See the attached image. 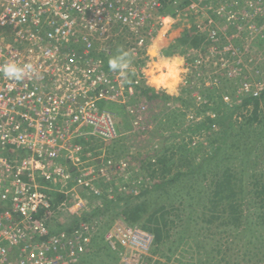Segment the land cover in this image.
Masks as SVG:
<instances>
[{"label":"rangeland","instance_id":"obj_1","mask_svg":"<svg viewBox=\"0 0 264 264\" xmlns=\"http://www.w3.org/2000/svg\"><path fill=\"white\" fill-rule=\"evenodd\" d=\"M243 1L211 0L214 9L222 7L211 16L217 27L215 44L206 35L199 36L200 42L193 46L179 43L182 29H193L198 36L192 23H203L205 15L194 20L185 15L160 39L164 29L154 23L148 27V20L144 21L136 37L137 55L146 49L147 60L152 50L182 56L188 69L185 82L173 95L177 100L148 99L150 92L138 97L145 110L137 129H131L128 118L118 114L117 138L93 146L91 163L103 175L98 174L101 178L91 185L96 194L77 187L74 197L54 198L56 204L63 203V211L48 220L50 238L69 233L72 227L68 231L64 227L88 216L77 264H264V195L257 194L258 185L264 182V101L257 110L263 123L249 129L252 138L240 124L241 117L254 109L250 102L235 111L233 126L217 152L222 122L196 127L208 117L220 119L216 112L222 109L221 102L230 107L241 104L249 97L244 83L264 78V39L258 42L252 37L258 27L264 31V11L258 10L249 20L229 21L223 16L227 10L239 16ZM248 4L255 7L253 2ZM210 44H226L233 53L217 49L216 55H210L208 50L214 47ZM256 61L260 66L257 75ZM145 63L133 64V68L138 73ZM137 75H130L126 85ZM213 150L212 160L202 162ZM227 160L235 162L232 175L235 172L244 183L239 190L240 183L233 182L238 195L231 201L223 194H213L217 173ZM174 175L176 181L171 180ZM156 182L163 185L154 188ZM230 203L235 206L232 210ZM94 210H99L97 215L92 214ZM152 213L157 218L158 241L148 230L154 223L143 224ZM122 239L125 243L119 246Z\"/></svg>","mask_w":264,"mask_h":264},{"label":"built area","instance_id":"obj_2","mask_svg":"<svg viewBox=\"0 0 264 264\" xmlns=\"http://www.w3.org/2000/svg\"><path fill=\"white\" fill-rule=\"evenodd\" d=\"M247 2L239 16L232 10L223 16L249 20L264 11V1L250 0L254 8ZM169 8L173 14H167ZM220 10L211 0H0V64L11 60L35 68L19 82L0 76V264L79 262L88 225L79 223L50 238L48 220L63 211L54 198L74 197L77 187L97 193L91 185L102 171L91 163L93 146L117 138L115 108L131 129L141 127L144 118V106L138 104L143 80L138 74L126 85L110 71L108 60L124 50L133 54L134 65L147 61L146 49L137 55L135 45L146 20L148 27L154 23L164 29L162 38L185 15L192 20L205 15L203 23L192 26L215 44L211 16ZM252 37L263 40V29H255ZM214 44L210 55L217 49L233 53L226 44ZM258 67L256 61V75ZM244 86L256 97L264 78Z\"/></svg>","mask_w":264,"mask_h":264},{"label":"trees","instance_id":"obj_3","mask_svg":"<svg viewBox=\"0 0 264 264\" xmlns=\"http://www.w3.org/2000/svg\"><path fill=\"white\" fill-rule=\"evenodd\" d=\"M166 12L168 14H173V11L171 8L167 9ZM193 29H182V31L180 32V36L178 38L179 40V43L181 44H187V45H196L200 42V37L199 36H194L193 35ZM192 37V39H191ZM263 41V40H261ZM260 41V42H261ZM172 51V50H171ZM173 52V51H172ZM165 54H167L165 52ZM138 89L140 90V95L141 96H144L147 92H150L151 95L149 97H147L148 99H153V98H160L162 101H167V100H177L178 98L177 97H173V96H168V95H164V94H161L160 96L155 94L154 91L148 87H143V86H140L138 87ZM260 101H264V88L260 91L259 95L256 96V97H253V96H249L248 98H245L243 99L242 103L241 104H238L236 105L235 107L233 106H229L228 104H225L223 102L220 103L219 106H222V109L221 110H218L216 112V115H220V119H211L210 117H208L204 122H201L200 124L196 125L197 128H201L203 127V125L205 126L206 123H210V124H214V123H217V122H222L223 124V127L222 129L220 130L221 132V144L220 145H217V147L214 149L216 152L220 150V147H222V143L226 140V137H225V133H227L229 131V129L233 126V115L235 113V111L238 109L239 106L241 105H246L248 103H252L254 105V109L252 111H250L248 113V115L246 116H242L241 119H242V123L240 122L241 126H243V132H246V133H249L248 134V137L252 138L251 137V133L249 132V129L253 128V125L254 124H262L263 121L262 119L260 118L257 110H258V106H259V103ZM116 112L120 113L121 111L119 110V108H115L114 109ZM213 122V123H212ZM209 124V125H210ZM264 124V123H263ZM246 129V130H244ZM213 150V153L210 154V155H207V156H204L202 158V162L206 161V160H212L213 158V155L215 154V151ZM234 161L232 160H227V163H225V165L223 167H221L217 173V175L219 176L218 179L216 178V181H215V184H214V187H215V191L213 194H217L218 196L220 194H223L222 197L224 198H227L229 201H231L233 198H235L238 194H236L233 189L235 187H237V185H235V181H238L240 184V187L238 186V189L239 190H242L243 188V182H242V179H237L236 177V174L234 172V174L232 175L233 171L231 169H234L235 165H234ZM234 165V166H233ZM233 166V167H232ZM179 175V174H178ZM172 181H176L177 180V176H173V178L171 179ZM264 181V180H262ZM163 184L162 183H159V182H156L153 187L154 188H158L160 186H162ZM258 191H257V194L259 195H264V182L260 183L258 185ZM123 199V198H121ZM121 199H117V202L118 201H121ZM107 203H112V201H107ZM230 206V210L234 209L235 206L233 204H229ZM99 212V210H94V212H92V214H95L97 215ZM133 214L136 213V210H133L132 211ZM91 214V213H90ZM134 218V217H132ZM88 216L84 217L83 218H79L77 220H74V224H71L67 227H64V228H67V231L70 230V227H72L73 230L76 229L78 223L80 221H86L88 222ZM154 224H153V223ZM157 223V218H155V214H151L150 216H148L145 221H144V225L147 226L148 224H153V227L151 229H148L150 233H152V235L154 236L155 240L158 241L159 238H160V234H159V229L158 227L155 225ZM145 226H142V227H145ZM70 230L73 231V230ZM147 230V231H148ZM101 236V234L99 235V237ZM102 239V237H100V240ZM103 243V241L101 242ZM101 247L102 244H101ZM99 246V248H101Z\"/></svg>","mask_w":264,"mask_h":264},{"label":"clouds","instance_id":"obj_4","mask_svg":"<svg viewBox=\"0 0 264 264\" xmlns=\"http://www.w3.org/2000/svg\"><path fill=\"white\" fill-rule=\"evenodd\" d=\"M147 54L150 58L138 73L133 68L134 56L130 51L118 50V54L108 60V67L125 82H128L130 75L139 74L145 86L154 92L168 96L177 95L188 71L183 65V57L164 55L157 50L149 51ZM34 73L35 68L31 63L9 60L0 64V76L9 81L19 82Z\"/></svg>","mask_w":264,"mask_h":264},{"label":"bare ground","instance_id":"obj_5","mask_svg":"<svg viewBox=\"0 0 264 264\" xmlns=\"http://www.w3.org/2000/svg\"><path fill=\"white\" fill-rule=\"evenodd\" d=\"M160 39V38H159Z\"/></svg>","mask_w":264,"mask_h":264}]
</instances>
